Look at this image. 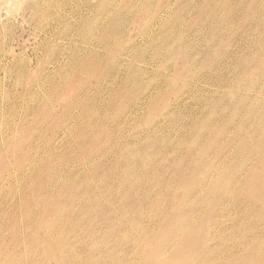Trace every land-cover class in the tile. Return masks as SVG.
Returning a JSON list of instances; mask_svg holds the SVG:
<instances>
[{"label":"rangeland","instance_id":"1","mask_svg":"<svg viewBox=\"0 0 264 264\" xmlns=\"http://www.w3.org/2000/svg\"><path fill=\"white\" fill-rule=\"evenodd\" d=\"M165 263L264 264V0H0V264Z\"/></svg>","mask_w":264,"mask_h":264},{"label":"bare ground","instance_id":"2","mask_svg":"<svg viewBox=\"0 0 264 264\" xmlns=\"http://www.w3.org/2000/svg\"><path fill=\"white\" fill-rule=\"evenodd\" d=\"M184 47V46H183ZM52 172H54L53 170H52ZM52 175H54L53 173H52ZM54 178V177H53ZM58 179V178H57ZM65 180V179H64ZM37 181V180H36ZM55 181V180H54ZM53 182V181H52ZM49 183V182H48ZM66 185V184H65ZM77 185V184H76ZM71 186H72V184H71ZM64 193H66V191L64 192ZM38 200H39V198H37ZM56 200V199H55ZM58 202V201H57ZM37 203V202H36ZM35 206H37L36 204H35ZM61 209V208H60ZM43 215V214H42ZM69 215V214H68ZM35 220L36 221H38L36 218H35ZM41 220V219H40ZM32 222H33V220H32ZM35 222V221H34ZM66 222V221H65ZM189 222H191L190 220L188 221V223ZM34 224V223H33ZM43 224V223H42ZM62 224V223H61ZM39 225H41V224H39ZM36 226H37V223H36ZM43 226V225H42ZM194 226V225H193ZM38 227V226H37ZM36 227V228H37ZM58 227V226H57ZM63 227V226H62ZM60 229V228H59ZM58 231V230H57ZM60 232V231H59ZM33 235V234H32ZM173 239V238H172ZM172 241V240H171ZM170 242V241H169ZM174 244V243H173ZM172 245V244H171ZM173 246V245H172ZM170 247V246H169ZM163 248V247H162ZM162 248H161V250H162ZM161 253V252H160ZM163 254V253H162ZM163 259V258H162ZM163 262V261H162ZM161 262V263H162ZM165 264H167V263H165Z\"/></svg>","mask_w":264,"mask_h":264}]
</instances>
